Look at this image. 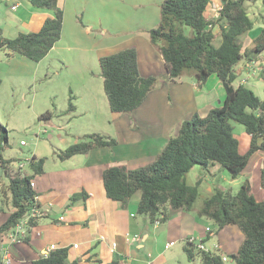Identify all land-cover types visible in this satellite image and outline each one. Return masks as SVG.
Wrapping results in <instances>:
<instances>
[{
	"label": "trees",
	"instance_id": "trees-1",
	"mask_svg": "<svg viewBox=\"0 0 264 264\" xmlns=\"http://www.w3.org/2000/svg\"><path fill=\"white\" fill-rule=\"evenodd\" d=\"M28 1L35 7L52 10L53 15L47 17L37 31L6 37L0 30V48H4L7 55L19 54L37 62L60 39L63 10L57 0ZM210 1L163 0L159 23L146 32L151 45L164 61L167 80L175 81L185 71L193 69L197 85L201 86L215 74L225 89L222 103L210 108L204 116L193 112L183 119L176 133L167 139L162 150L149 163L132 169L124 164L110 165L101 173L106 196L121 206L126 207L131 196L139 192L136 213L145 215L151 223L167 220L166 206L187 211L194 208L201 177L193 184L187 182L186 175L192 167L197 165L208 172L209 166L217 163L229 171L231 178H236L249 168L254 154L264 151V91L259 97L244 83L233 85L242 71L237 63L264 51V27L253 39V46L242 50L239 37L253 26L246 1L254 0H220L218 15L213 18L205 14ZM216 35L220 36L218 45L213 44ZM98 59L110 110L130 113L139 107L154 88L157 76L140 74L136 49L125 47ZM72 108L70 105L68 110ZM231 122L241 124L250 136L245 153L239 152V140ZM6 139V128L0 124V140L6 142ZM116 143L112 137L88 134L56 155L63 160L95 148H111ZM43 164L42 157L32 155L28 161L31 174L9 176L7 190L12 211L0 224V260L3 234L12 230L31 208L38 207L37 192L30 182L34 175L43 172ZM1 165L4 169L3 161ZM259 174L264 186V157ZM83 193L71 194L67 205L75 203ZM196 215L210 219L215 232L227 225L239 229L242 233L240 245L235 252L227 254L234 264H264V201L254 197L247 178L240 183L235 194L215 187L196 209ZM35 220L36 217L29 218L27 229L30 230ZM23 239L27 240V236ZM183 250L189 260L198 256L200 264H224L221 253L199 249L188 240ZM32 264L79 262L68 260V248L60 247L50 250ZM105 264H118V260L112 259Z\"/></svg>",
	"mask_w": 264,
	"mask_h": 264
},
{
	"label": "crops",
	"instance_id": "crops-1",
	"mask_svg": "<svg viewBox=\"0 0 264 264\" xmlns=\"http://www.w3.org/2000/svg\"><path fill=\"white\" fill-rule=\"evenodd\" d=\"M119 1L57 0V4L63 10L62 32L52 49L65 43V38L67 40L78 38L73 34L77 29L73 32V28L79 27L71 17L73 13L84 10L86 28L85 30L80 28L81 30L88 33L90 28H97L101 29L100 35L105 36L111 22H118L114 29L112 28V32L124 34L122 38L127 40L113 45L112 41L99 43L101 47L107 48L99 53V56L125 47H134L140 74L152 75L149 64L145 63L147 49L154 55L152 45L145 38L141 39L136 35L134 30L136 27L151 28L153 22L160 19V16L157 19L158 3L163 0H131L142 10L136 26L133 25L131 16L127 17L125 14L117 17L111 13L112 6L119 8ZM0 4L5 6L0 30L6 37H14L20 32L37 31L43 21L53 15L52 10L35 7L28 0H0ZM220 7V0H211L205 11L206 16L215 17ZM262 20L264 21V18ZM121 34H118V37ZM257 35L258 32L253 35L248 32L242 37L245 50L253 46V39ZM108 50L112 51L107 52ZM262 53L256 57L241 59L236 66L242 71L233 81L234 86L244 83L254 92L256 90L258 93H255L259 97L263 96L264 91ZM160 61L163 68L159 65L162 71L157 76L165 75L162 78L166 81V93L152 89L144 102L127 114L129 119L127 124L122 122L118 126L115 145L111 148L92 149L81 154L83 158L74 160H71L73 156L63 160L58 158L60 164H54L56 167L51 169L46 168L45 159L43 172L38 174L33 187L37 192L36 200L41 214L36 216L35 224L30 230L27 229L25 220H22L12 230L3 234L0 260L2 263L32 264V261L46 256L54 248L67 247L68 260H77L79 264H105L112 259H117L118 264H168L170 254L167 255V250L181 242L183 250L190 237L194 238L195 246L200 243L206 250L210 249L206 247L204 240H212V251L221 253L227 260L230 259L227 254L237 250L242 233L234 225L224 226L215 232L210 219L196 215L198 206L190 211L165 208L169 216L167 220L151 223L145 215L136 213L139 192L131 196L126 207L106 196L101 181L104 168L124 164L132 169L149 163L162 150L167 139L176 133L183 119L188 118L193 112L204 116L210 108L220 105L224 99L225 89L215 74L208 77L203 84L204 88L198 86L196 82L192 87L178 86L182 85V76L175 81L167 80L161 55ZM240 133L243 139L242 143L239 142V152L245 153L250 136L244 128L240 129ZM263 157L264 151L254 154L250 158L249 168L242 174L249 180L254 197L264 201V186L260 183L259 174ZM194 167L188 171L186 180ZM197 173L199 174V171ZM255 184L257 189L254 188ZM207 188L211 190L210 185ZM229 190L230 188L227 192ZM261 190L263 193L258 197L256 194ZM79 192L84 193L75 203L67 205L69 196ZM7 197L8 195L6 199ZM11 211V207L6 211L0 209V224ZM26 236L27 240L23 239ZM210 236L214 238L210 239ZM167 243L169 246L165 247ZM192 261H195L194 258ZM226 262L224 261V264Z\"/></svg>",
	"mask_w": 264,
	"mask_h": 264
},
{
	"label": "rangeland",
	"instance_id": "rangeland-1",
	"mask_svg": "<svg viewBox=\"0 0 264 264\" xmlns=\"http://www.w3.org/2000/svg\"><path fill=\"white\" fill-rule=\"evenodd\" d=\"M123 1L125 2L122 3ZM161 3L162 1L158 3L157 19L160 16ZM246 5L250 18L253 20V26L239 37L242 50H244L242 37L246 36L248 32H251V35L256 32L259 34V29L264 27L262 20L264 18V0L246 1ZM4 12L5 6L0 4V25H2ZM141 12V8L135 6L131 0H120L118 9L114 6L111 7V13L116 14L117 17L125 16V14L127 17L131 16L134 26L138 24L137 19L141 16ZM71 18L79 27L73 28V32L77 29L73 34L78 38L73 40L65 38V43L63 42L52 49L53 46L37 62L19 54L7 55V51L0 48V124L7 131L6 142L0 140V209L3 211L11 207L10 192L7 190L9 176L31 174L28 160L32 155L42 157L44 161L46 159V168L51 169L56 167L54 164L61 162L55 154L70 143L94 133L117 139L118 126L122 122L127 124L129 120L128 113H116L110 110L103 90L98 59L99 53L107 49L98 45L99 43L112 41L113 45L123 40L127 41L122 38L124 34L112 32V28L118 22L112 21L107 35L102 36L100 35L101 29L90 28L88 33L84 31L86 28L84 10L73 13ZM158 23L159 20L154 21L152 27ZM148 29L136 27L134 33L141 39L145 38L149 41L146 32ZM186 32L189 33V28H186ZM118 34L121 36L118 37ZM219 42L220 36L216 35L213 44L218 45ZM148 50L150 49L146 50L145 55L147 61L144 62L149 64L150 73L157 76L162 71L159 68V65H162L160 54L153 45L151 50L154 55ZM164 76L163 74L157 76L153 90H161L166 93V81L162 78ZM181 82L182 85L178 86L192 87L193 83H197L194 70L185 71ZM201 86L203 87V85ZM255 92L258 93L256 90ZM70 105H73V108L68 110ZM231 124L235 136L242 143L240 129H243V126L236 122H231ZM82 156L81 154L73 155L71 160L83 158ZM1 161L4 162V169ZM208 171L205 173L200 166L196 165L188 174L189 184L195 183L196 180L193 181V178L197 179L203 176L194 208L199 207L203 199L212 193L215 187L224 190V192L230 188L229 192L235 194L240 182L246 178L244 174L231 178L229 171L217 163L209 166ZM37 176V174L34 175L31 180L34 182ZM208 185L211 186V190H208ZM254 188L257 189V184L254 185ZM262 193L261 190L256 195L259 197ZM165 208L170 210L169 206ZM167 217L169 216L167 215ZM213 238L210 236V239ZM204 241L206 247L212 251V240ZM182 244L183 242L178 243L167 250V255L170 254L168 264H200L198 256L194 257L195 261L187 259L182 250ZM226 264H234V262L228 259Z\"/></svg>",
	"mask_w": 264,
	"mask_h": 264
},
{
	"label": "built area",
	"instance_id": "built-area-1",
	"mask_svg": "<svg viewBox=\"0 0 264 264\" xmlns=\"http://www.w3.org/2000/svg\"><path fill=\"white\" fill-rule=\"evenodd\" d=\"M219 10V9H218ZM218 10H217V13H216V16L215 17H217V15H218ZM262 56L264 57V52L262 53ZM244 81V80H243ZM21 143H23V141H21ZM29 161V160H28ZM30 185L32 186V187H34V182L33 181H31L30 182ZM41 214V211L38 209V207H33V208H31V210L20 220V222H22V220H25V222L27 223V221L29 220V218H32V217H36V216H38V215H40ZM18 225V224H17ZM16 225V226H17ZM14 237V236H13ZM189 242H193L194 243V238L193 237H190V238H188L187 239ZM169 246V244L167 243V244H165V247H168ZM199 249H203V250H206L205 248H204V246L202 245V244H200V243H198L197 245H196ZM52 247V246H51ZM222 260L223 261H227V257L226 256H222ZM0 264H4V262L2 263V262H0Z\"/></svg>",
	"mask_w": 264,
	"mask_h": 264
}]
</instances>
